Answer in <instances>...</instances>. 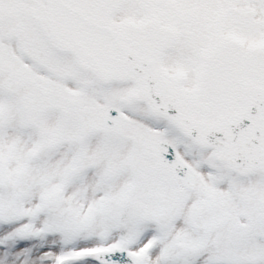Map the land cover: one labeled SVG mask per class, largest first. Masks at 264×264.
Returning a JSON list of instances; mask_svg holds the SVG:
<instances>
[{
    "label": "snow or ice",
    "instance_id": "6c2138e0",
    "mask_svg": "<svg viewBox=\"0 0 264 264\" xmlns=\"http://www.w3.org/2000/svg\"><path fill=\"white\" fill-rule=\"evenodd\" d=\"M0 264H264V0H0Z\"/></svg>",
    "mask_w": 264,
    "mask_h": 264
}]
</instances>
